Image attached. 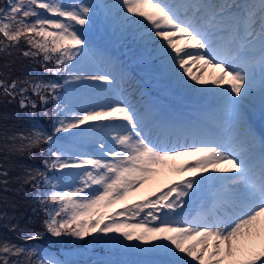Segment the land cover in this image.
<instances>
[{"label": "snow or ice", "instance_id": "6c2138e0", "mask_svg": "<svg viewBox=\"0 0 264 264\" xmlns=\"http://www.w3.org/2000/svg\"><path fill=\"white\" fill-rule=\"evenodd\" d=\"M122 4L127 13L142 17L151 25L149 31H154L156 36L167 42L172 52L165 48V55L177 66L175 71L182 69L193 81L206 84L209 80L193 72L190 62L204 69L208 66L220 69L210 82L230 86L219 94L226 98L233 110L238 109L251 92L254 67L259 64L264 71V0H259L258 6H249L243 14V35L237 29L223 44L214 38L218 33H210L199 18L204 14L209 27L215 23L217 16L223 23V18L231 13L227 5L219 12L213 10L211 21H208L207 11L214 6L201 0H188L181 6L183 13L178 6L166 0H122ZM89 11L85 4L69 5L64 0H6V5L0 7V37H3L0 44L3 49H10L23 40L30 46L24 55H43L45 61H51L55 56V66L48 71L58 74L62 67L64 70H67V65L75 67L73 61L85 50L86 41L81 38L76 25L88 22ZM189 15L191 18H186ZM219 32L227 33L228 28L221 27ZM177 36L183 41L182 46L175 39ZM69 75L74 80L85 79L73 73ZM87 79L109 81L111 77L101 74ZM21 83L0 80V89L5 96L15 97L17 90L20 93L27 90L21 87ZM59 87L52 82L32 85L37 94L41 90H50L54 94ZM40 99L46 102L48 97L41 95ZM20 104L25 106V98H21ZM32 105L35 107L34 101ZM57 124L55 133L78 129L74 135L79 136L85 131L101 129L115 134L111 137L112 147L100 145L104 152L99 158L84 153L75 158L76 162H70L74 158L61 145L53 153L54 159L50 163L45 161L53 169H79L70 173L74 176L71 185L53 184L44 173H36L50 185V192L45 193L42 200L52 206V210L46 209L48 219L45 228L53 236L67 233L83 238L90 233H120L129 241L159 240L161 243L147 250L166 252L175 258L171 264H264V154L257 170L249 166L244 155L223 144L212 142L210 146L203 147L182 145L181 150H177L175 145L153 140L145 132L139 113L130 111V106L119 100L112 105L100 106L98 110L79 109L70 117L66 115L58 119ZM82 125L89 127L82 129ZM19 137L27 141L21 150L41 142L57 143L52 135H45L35 128L28 135L21 133ZM16 138L11 137L12 140ZM182 156H194L196 159L178 165L176 161ZM224 164L230 167H221ZM166 169L189 173L191 178L173 181L158 194L151 192L141 199L135 198ZM210 169L231 175L210 174L196 179L197 173H207ZM36 175H30L29 179L35 180ZM0 176L7 177L8 172H0ZM203 180L219 181L223 188L212 208L191 219L170 220L168 216L183 206V198L189 196L194 186L198 187ZM0 183L6 186L8 181L5 179ZM34 186L38 187L39 183ZM162 209L169 210L163 218L157 215ZM137 217L139 222H129ZM156 221H159L158 226L154 225ZM37 238L34 235L25 237L29 240ZM97 239L123 244L118 236L101 235ZM26 251L31 256L34 250L5 242L0 245V253L5 254L0 257V264H20L19 260H9V256L19 257ZM37 264L54 262L40 259Z\"/></svg>", "mask_w": 264, "mask_h": 264}, {"label": "trees", "instance_id": "16d2710c", "mask_svg": "<svg viewBox=\"0 0 264 264\" xmlns=\"http://www.w3.org/2000/svg\"><path fill=\"white\" fill-rule=\"evenodd\" d=\"M0 39L3 40L2 37ZM28 50L29 45L23 40L15 48L3 49V45H0V80L5 83L20 81L23 82L21 87L27 89L23 93L17 90L15 97L5 96L0 89V172H8L7 177L0 176V181H8L6 186L0 183V245L8 242L33 250L32 240L25 239L27 235L38 236L34 239L38 241L51 238L54 242H61L68 239V234L56 237L46 230V209H52V206L43 202L44 195L36 191L29 179L31 169L37 162L36 151H39L41 144L21 150V146L26 145L27 141L21 140L19 134L28 135L32 132L31 125L26 120L27 101L30 97L39 101L32 85L41 83L38 79L41 75L37 74L41 69V56L24 55ZM22 97L25 98L24 107L20 104ZM13 136L17 138L12 140ZM71 239L77 238L71 235ZM3 255L5 254L0 253V257ZM35 255L32 251L29 256L26 251L19 257L9 256V260H19L20 264H37Z\"/></svg>", "mask_w": 264, "mask_h": 264}, {"label": "rangeland", "instance_id": "374dc122", "mask_svg": "<svg viewBox=\"0 0 264 264\" xmlns=\"http://www.w3.org/2000/svg\"><path fill=\"white\" fill-rule=\"evenodd\" d=\"M66 1L68 2L69 5L85 4L90 9L88 13V16H89L88 22L84 25H76V28L79 30V34L81 35V38L86 41L85 46L89 45V48H92V46H91V40H89L88 38L87 31L94 32L95 34L99 33L98 25L99 26L102 25L105 28V26H108L107 22H109L111 25H115L117 28V32H118V28H120L122 35L115 32L118 37L133 35L140 41V39H142L146 34L155 33L154 31H149V28H151V25L147 24V22L144 21L142 17H136V16H133L131 13H127L126 8L123 7L122 0H66ZM103 14L106 15L105 19H103L102 17ZM135 21H139V23ZM104 32L106 34L109 33V31L106 29H104ZM82 56H83L85 64H82V61H80L78 66L75 68L76 71H74V74L77 76L85 77V79L76 80V81L82 83L85 86H89L91 84L93 86L100 88L101 91H103L104 96L102 97L99 95V98L91 97L84 93L83 88H80L82 92H78V94L77 93L71 94L69 96V100H70L69 108L71 109L70 111L71 115L73 112L79 109L97 108L98 110L100 106L112 105L117 100L125 102V99L129 98L128 96H125V98L119 97L123 94H126V92L123 91V94H122L121 92L116 91L115 89L116 86L112 84L113 83L112 79H110L109 81H94V80L87 79V77H91L94 75H101V74H108L112 78V73L111 71L108 72L107 70L104 69V65L97 58L96 53L94 51L90 50L88 53H83ZM259 80L262 81V77L259 78ZM251 84H255L257 86V89L260 88L261 93L257 95L254 94L256 97L255 102H250V104L249 105L247 104L246 107L249 106L248 108H253V109L261 108L264 106V90H262V88L264 87L261 84H259L258 80H255L253 78H251ZM260 86H262V88ZM111 91L115 92V95H110L109 92ZM135 91L136 93H139L138 89H136ZM104 131L105 130H101L102 133H104ZM114 134L115 133H112V132L105 133V136L104 134H101V137H105L104 139L105 148H109L108 146L112 144L111 137ZM93 143L99 144L100 139L98 138ZM65 149H68L67 150L68 155L74 158L72 160L73 162H76L75 161L76 157H79L82 154H84V153H80L78 150H76L72 146H69L68 148H65ZM176 163L179 165L178 160L176 161ZM171 178H172V171L169 169H166L160 176H158L151 183V185L145 191L139 193L137 197L135 198L141 199L142 197L149 195L151 192H154L156 188H159L163 186L165 183H167ZM129 222L137 223L139 222V217H137L136 220L129 221ZM91 234L93 235L92 237L96 236V233H91ZM114 235L118 236L120 240L123 241V245L125 246L127 245L128 247V246H131L132 244V247L130 249L132 248L138 249L143 244L145 248L150 249L152 245L159 244L158 240H154L150 242L137 241V245H139V247H137V245H134V242H133L134 239L132 241H129L125 237H123L120 233L119 235L117 233H115ZM114 244L116 246V243ZM65 252H67V254L72 256L73 258L77 259L78 262L87 261V258H89V256L90 257L96 256L92 248H90L86 244H80L75 249L65 250ZM110 254L112 253L102 254V258H104L102 260L108 259V256ZM52 258H55V257L52 256ZM55 259H57V256ZM102 260L101 259L98 260L99 262H97L96 264H100Z\"/></svg>", "mask_w": 264, "mask_h": 264}, {"label": "bare ground", "instance_id": "6f19581e", "mask_svg": "<svg viewBox=\"0 0 264 264\" xmlns=\"http://www.w3.org/2000/svg\"><path fill=\"white\" fill-rule=\"evenodd\" d=\"M245 0H234L232 5L236 4L238 5H242L244 3ZM156 2H159V0H156ZM167 2V0H166ZM224 5H227V3H225ZM232 5L228 6L231 9V13L234 11V9L231 7ZM230 13V15H231ZM229 16V15H228ZM226 17L223 18V23L221 22V17L217 16V28L219 29L220 26H222L225 22ZM175 39L178 40V42L181 43V46L183 45V41L179 38V36L175 37ZM150 44H155V49L152 48L150 51V55H151V59L152 60H156L159 62H163V64L166 66L164 72H165V80H167L171 85H175V86H179L181 90H184V88H187L189 92H192V96L196 97L197 99H203L205 97H208L209 95L211 96H215L218 95V97L221 98V96L219 95V93L223 90V89H227L229 87V85L225 84V85H214L212 84L210 81L211 79L214 77V75H218L220 72V69L218 68H213L212 66H208L207 69L201 68L199 64H195L190 62V67H192L193 72H196L199 75H203L204 79L209 80V83L206 84H200L196 81H193L191 79V77L187 76L186 73L183 72V70L181 69L179 72L175 71V67L172 64V61L170 60V58L168 56L165 55V51L164 49L166 48L169 52H172V49L167 45V42L163 40V38L158 37L155 35V33H151V34H146L143 38H142V48L144 49V51H148L151 46ZM161 45H163V50ZM258 47V46H257ZM187 51L193 52V49H188ZM175 53L173 52V55ZM162 57H164L165 59H162ZM163 64L158 65V67L163 66L165 67ZM185 81H187V83H185ZM132 85H134V83H131ZM248 85L246 84V87ZM257 88V87H256ZM209 89H216V91H209ZM177 91H179L178 89H175ZM256 92L255 89V85H251V92L245 97V99L242 102L245 103H241L240 106H238V109L235 110L236 115L238 117H240L243 113H240L242 110H244L245 108V104H249L253 99V95L252 93ZM241 95H243V90ZM237 99H240L239 97H237ZM223 103V108L222 110L224 112H229V110H231L232 108L228 105V103L224 100H222ZM132 102V103H131ZM131 102H126L127 105L131 106L132 109H136L138 107H141L140 103H137V97L134 98L133 100H131ZM169 113V111H167ZM246 112V109L245 111ZM246 115V113L243 115L242 118V122H237L234 126V136L232 135V144L235 146H238L239 144H241V142H245L244 145L246 146H250L251 145V140L252 137L250 136L249 133L246 132L245 127L247 126V123L244 120V116ZM223 121H227L225 120L223 117H220ZM243 123H245V126H243ZM144 127H147L146 125ZM215 128L218 129L219 126L215 125ZM249 150H238L241 152L242 155L245 156V159L247 160V162H251L254 160L253 157L249 159H247V157L251 154V148H248ZM184 159L187 156H183ZM221 167H230V165L228 164H224L221 165ZM214 170L210 169L208 173L213 172ZM221 173V172H220ZM222 174H227V173H222ZM230 174V173H228ZM191 259V258H189Z\"/></svg>", "mask_w": 264, "mask_h": 264}]
</instances>
